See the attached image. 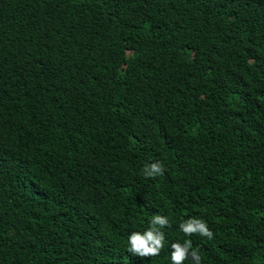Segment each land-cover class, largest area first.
Instances as JSON below:
<instances>
[{"label": "trees", "instance_id": "16d2710c", "mask_svg": "<svg viewBox=\"0 0 264 264\" xmlns=\"http://www.w3.org/2000/svg\"><path fill=\"white\" fill-rule=\"evenodd\" d=\"M156 214L164 249L132 255ZM185 239L264 264V0H0V264H171Z\"/></svg>", "mask_w": 264, "mask_h": 264}, {"label": "clouds", "instance_id": "9594fccd", "mask_svg": "<svg viewBox=\"0 0 264 264\" xmlns=\"http://www.w3.org/2000/svg\"><path fill=\"white\" fill-rule=\"evenodd\" d=\"M164 173L165 167L159 161L145 165L143 169V174L146 178L163 176ZM169 226L170 223L167 216L154 215L145 231H133L128 236L131 254L141 258L160 255L166 243L163 229ZM178 227L186 237L195 235L207 238L208 240L214 239V232L203 218L189 217L183 220ZM170 249L171 264H184L185 261H188L189 264H202V257L199 251L193 248L191 239H185L183 242H173L170 245Z\"/></svg>", "mask_w": 264, "mask_h": 264}]
</instances>
